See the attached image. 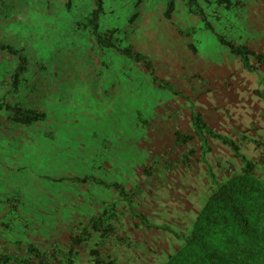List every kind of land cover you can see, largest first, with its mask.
I'll return each instance as SVG.
<instances>
[{
    "label": "rangeland",
    "instance_id": "374dc122",
    "mask_svg": "<svg viewBox=\"0 0 264 264\" xmlns=\"http://www.w3.org/2000/svg\"><path fill=\"white\" fill-rule=\"evenodd\" d=\"M6 1H4L5 4ZM22 1L27 5L31 4L30 0ZM49 1L51 5H54L52 10L57 13L55 19L61 25L62 31L65 32L62 41L68 40L70 43H75H71L70 46L67 44L65 48H62V46L53 50L55 58H53L52 62H54V66H48L47 64L29 66V73L35 76L33 79L35 82H32L31 85L33 88H37L29 100L34 103L40 99H44L46 103L47 101L51 102L52 98L50 97L54 92L57 95L56 97L60 98L57 100L59 107L47 108L43 127L39 131H35L33 128H30L31 132L27 131L22 124L9 121L7 118L0 121V129H2L4 137L7 139L4 142L8 149L18 154L17 149L32 150L37 148L27 155L28 158H31L30 163L32 165L22 164L19 159L12 157V153H8L9 157L5 158L6 161L0 162V170H7L8 177L17 181L16 185H19L28 194L34 191L36 194L34 198L37 202L33 203L34 213L43 212L47 208L39 202L46 186H43L41 192L37 189V183L45 180L38 172L34 173L37 171L36 168L39 166L40 171H45L43 173L47 174L49 171L46 170L49 167H54L59 160L63 161V159H59L60 153L57 152L58 154H55L53 148H48L46 144H41L42 138H44L42 135L45 132L46 141L54 144L59 150L62 149L64 151L67 148L69 151L67 158H71L74 163L79 162L80 155L85 158L82 148L90 143H99L103 149L124 148L128 144L133 145L135 140L140 137L144 146L150 149V144L153 141H160L162 149L158 152L163 155L168 154L170 157L173 156L171 158L177 167V175H175L176 172H173L174 178H171V185L160 189L157 194V198L162 203H164L163 197L171 198L167 202L166 207L160 206V211L165 216L166 210L173 209V212L176 213L185 209V214L193 216L197 213V209L202 206L207 194L204 191L207 190L204 182L211 184L212 180L204 169L200 173L201 171L193 168L190 174L189 170H186L188 166L182 167L181 164H178V159L180 158L181 160L185 149L182 150L180 146H176L178 141L175 139V133H187L185 130L190 126L187 117L192 109H195L194 103L196 105L197 95H201L204 92L208 93V91H213V94L210 96L211 99H205V103L211 100L212 103L210 104L215 105V112L220 113L222 119L218 123L215 122L217 120L212 118L208 120L207 113H204V119L211 123L213 128L210 124L209 126L222 139L238 144L240 147L234 148L231 146L230 148L228 144L224 145L221 142L218 145L216 142H219V140L216 137H210L209 142L212 152L210 149H205L204 155L200 153L196 155L202 161L200 163L201 168L204 165L208 167L203 161L204 159H208L214 154L217 155L218 152L224 157L221 162L227 166L234 164L239 159L236 156L238 151L247 159H252L253 156L258 158L264 156V59L251 55L246 56V50L241 46L242 54H238L240 57L237 56L236 61L231 64L225 63V65L217 68L203 62L202 67L197 68L194 62L195 56L189 47L190 39L193 38L194 42V36L190 34L193 32L190 26H194L192 20L198 21L203 15V11L200 12L199 10V15L192 14L189 16L184 11L185 3L182 2L183 5L178 3L176 11L179 12V14L177 13V22L175 26L166 27L160 20V10H157L161 2L154 3L158 0H110V3L106 2V5L114 7L113 11L107 9L106 14L108 15V25H114L120 30L119 34H116L121 39L120 46L127 47L131 43L135 46L136 51L145 53L152 62L154 75L159 79L170 82L176 89L181 91L182 95L174 96L167 89L157 87L158 90H154L156 85L153 77H146L145 73L142 74L139 62L134 60L131 62L126 56L125 58L120 57L118 52H108L106 56L104 47H98L95 43L96 40L88 39V28L76 23L75 19L77 16L73 12L64 13L63 8L59 7L64 0ZM40 3L43 5L44 1ZM203 3L207 8L206 10H208L209 7L206 0ZM72 4L79 5L76 7L78 11L86 5V14L94 7V5L90 6L88 0H72ZM151 5L152 7H150ZM216 8H218V5ZM66 16L68 18L65 19ZM149 18L151 19L149 20ZM161 19L164 20V17H161ZM208 19L213 20V17L210 16ZM255 20V18H251L246 24L248 33L245 37L249 41L248 45L254 48V52H257V54L262 53L264 56V24L260 21L256 23ZM79 21L84 24L86 20L81 18ZM235 22L238 23L240 30L245 29L241 18L239 20L234 19L230 25ZM104 26L101 27L105 30L106 22ZM33 30H35V27ZM39 31L41 36H45L48 33L51 34L53 38L49 37V41L54 39L52 28L50 31L47 29V33L43 30ZM216 40H219L217 36H215L214 41ZM53 45V43H48L44 46H49L48 49L51 51ZM32 46L27 47L31 57L32 55L40 57L43 51L48 50L40 48L43 46L42 42H35V46L40 48L38 50L32 49ZM92 47H98L99 49L91 50ZM207 67L208 70L210 68L214 72L209 70L207 73ZM227 70H230L231 75H225V79L227 80L228 78V81L231 82L227 86L221 87L219 74ZM207 76L212 81L207 82ZM201 85L204 86L203 89L200 88ZM134 88L138 89L139 92L136 93ZM230 91L232 96L228 97ZM151 96L155 102H152L153 107L150 108V106L146 105V101H150L149 98ZM173 98L177 103L176 109L174 106L167 107V103L171 102ZM27 99H25V102ZM161 99L163 100L159 102ZM179 100L185 101V105L179 104ZM158 104L159 106H157ZM161 107L162 109L160 110ZM34 108H37V106ZM149 109H154L157 112H153L151 119L154 122H151L149 128L150 137L146 138L147 135L141 136V126L139 127L137 123L140 120L139 118H144L146 114H149ZM153 134L157 138L151 140ZM28 142L31 143V146ZM200 142L201 140L196 139L193 145L198 147ZM5 144H2V148H6L4 147ZM40 144L44 147H40ZM216 158L220 157L217 155ZM191 163L199 167V164L194 159ZM2 166H5V169ZM3 171L0 172V175L6 177L7 175L5 176ZM205 177H209V179H205ZM176 178L177 182L180 183L179 187L172 183ZM72 181L78 185V181L74 177ZM2 183L3 181L1 180V187L4 189L10 187L7 183ZM39 185L41 186V183ZM186 185L189 187L186 188ZM62 189V187L54 186L53 190L57 191L54 196L57 199L59 198V193L63 192ZM172 192L176 195L173 196ZM183 197L185 198L183 199ZM63 201L65 202V200ZM108 203L106 201L100 204L98 209L102 210ZM51 204H54V201ZM26 212L27 216L24 218L26 222L21 220L19 224L17 220L16 225L21 227L22 231L27 230V236H25L27 241H33L37 244L41 242L39 239L48 240L50 238L51 240H48L50 243H60L59 240L68 237L70 224H65L67 222L65 210L60 212V214H56L53 222L47 221L45 223L40 222V220H32L33 215L29 214V212H32L31 207ZM12 214L10 217L13 216ZM34 215L39 217L38 214ZM148 216L150 221L154 223L159 220L157 218L152 219L150 215ZM171 217L174 219V214H171ZM124 219H122V223ZM30 220L33 222H30ZM169 220L172 221L171 219ZM23 222L29 224V226L25 227ZM176 229L178 231L182 230L181 226L173 228V230ZM12 231L0 228V244L3 243L4 245V242L7 241L4 238L5 236L11 237L9 239L11 244H9L7 249L16 248V243L12 239L17 237L12 234ZM121 233L122 231L119 232V234ZM154 233H152L154 239L149 238L150 236L138 238L134 234L132 236L134 242L131 245L128 241L126 243L115 242L111 237L107 238L105 243H107L108 248L124 250L119 251L117 255H120L119 257L122 256L123 259L125 258L123 261L126 264H135L132 262L137 261L139 258L142 259L145 253L152 254L148 248L153 245L155 248L154 257H160L169 249L168 239L164 238L169 235L165 231H161L162 241L159 239L160 236ZM172 237L173 246L170 245V247L173 248L181 242L175 236L172 235ZM100 243L102 244L103 242L100 241ZM69 244L70 239L68 240ZM86 246L93 247L95 243L89 242L82 245V247ZM126 256L130 258L129 263L126 260ZM165 256L166 254L164 253L158 259V263ZM145 262L143 261L142 263Z\"/></svg>",
    "mask_w": 264,
    "mask_h": 264
},
{
    "label": "trees",
    "instance_id": "16d2710c",
    "mask_svg": "<svg viewBox=\"0 0 264 264\" xmlns=\"http://www.w3.org/2000/svg\"><path fill=\"white\" fill-rule=\"evenodd\" d=\"M160 1L164 5V15L168 19H172L179 1L184 2L191 13L199 14V10L200 12L203 11L199 0ZM216 2L225 4L227 8L232 5L230 0H216ZM105 11V0H95L93 9L85 15L86 21L84 24L82 23L88 28V38L93 41L96 40L95 43L98 47L115 50L120 57L125 58L126 56L131 62L133 60L139 62L142 69L149 71L154 79V84L158 88L167 89L174 96L182 95L181 91L176 89L170 82L159 79L154 75L152 62L145 53L136 51L135 46L131 43L127 47L120 46L121 39L116 35L119 34L120 30L116 26L105 30L101 28V17ZM202 17L206 19L204 15ZM221 41L230 45L232 52L235 54H242L241 48L243 47L246 50V56L256 55L258 58L264 59L262 54H256L244 45H241L242 47L235 45L222 37ZM25 52L23 49H14V52H12L18 58L19 63L15 66L12 79L9 81L11 85L10 92L8 96L4 95L0 102V121L7 118L9 121L22 124L26 127L25 130H30L36 124L44 122L46 112L33 108L25 102V99H30L34 91L37 90L36 87L33 88L31 85L32 82H35L33 81L35 76L29 73V66L35 65L29 63ZM10 93H14L13 96H10ZM28 99L26 101H29ZM146 105L150 106V101H146ZM153 112L157 111L149 109V114H146V117L139 118L140 124L138 122L137 125L141 126V136L148 134L151 122H153V119H151ZM190 119L194 134L175 133L177 144L185 149V156L183 155L182 159L186 160L189 163L188 165H192L193 159L194 161H201L196 155L201 150H208L206 146H208L209 137H220L207 124L201 112L192 110ZM195 137L200 138L201 146L195 147L193 145L195 144L193 142ZM230 145L238 148L234 143H230ZM238 152L236 156L241 158L242 166L235 172L231 170V173L224 177H216V170H211V186L213 187L210 188L205 203L200 209H197V213L192 216L190 222H186L181 226L182 230L180 231L173 230L172 222L167 218L164 217L165 220L162 218L154 223L150 221L148 212H140L136 209L135 205L138 204L136 195L140 191V185L131 184L130 188H127L120 181H116L113 185L120 192V203L107 200V203H109L102 210H99V207L96 208L98 211L87 220L85 219V222L76 221L74 223L68 220L65 223L70 224L68 237L59 240L60 243H50L51 239L49 238V241L39 239L41 242L36 244L33 241H27V238H25L27 230L22 231L21 227L16 225L17 220L20 224L21 220L25 221L24 218L27 216L26 211L29 207L23 202L26 196L17 191L9 192L5 190L0 192V228L10 232L15 230L12 231V234L17 237L12 239L16 243V248L10 249H7V247L11 244L9 241L11 237H4L7 241L4 242V245L3 243L0 244V264H80L84 254L89 257L87 259L88 264H123L125 258L119 257L120 255H117L115 250H110V247L108 250L103 247H107V243H105L107 238L111 237L118 243L128 241L131 245L134 242L132 237L134 234L138 238H141V236L149 237V235L154 236L151 232L159 230H163L169 235L166 237L169 249L164 252L166 256L164 259L162 258L163 260L160 259V263H158V259L164 253L160 257L145 253L147 255L146 259H149L152 264H264V160L262 159V162L257 163ZM97 159L93 158L95 161ZM203 161L207 163L205 159ZM235 163L232 165L235 166ZM36 170L33 172L40 171L38 167ZM11 213H13L12 217H10ZM123 214L130 215L131 220L134 222V224L131 223L127 233L131 237L123 236L117 231L118 225L122 223ZM151 218H157V216L152 215ZM34 219L36 218L32 220ZM44 219L53 222L48 215ZM24 224L25 227L29 226V224ZM154 234L159 235V232ZM172 235L181 242L173 248L170 247L173 242ZM68 238L70 239L69 245ZM65 239L67 244L63 241ZM89 242H94L95 246L82 247V245ZM98 245H101L102 248ZM153 246L149 249H153ZM117 250L124 251L122 249ZM126 260L129 263V256H126ZM137 261L132 263L141 264L136 263Z\"/></svg>",
    "mask_w": 264,
    "mask_h": 264
},
{
    "label": "crops",
    "instance_id": "0c3cea01",
    "mask_svg": "<svg viewBox=\"0 0 264 264\" xmlns=\"http://www.w3.org/2000/svg\"><path fill=\"white\" fill-rule=\"evenodd\" d=\"M44 1L43 5H41L40 2ZM91 5H95V0H88ZM31 4H25L22 0H7L6 4L3 2L0 5V102L2 97L4 95L8 96L9 90L11 89V85L9 81L12 79V72L14 71L15 66L19 63L18 58L14 56L12 52H14V49H23L25 50L29 63L31 65H39L44 63L48 66L53 65L54 62H52L53 58H55V55L53 53V50H56L58 48H65V45L75 42H69L62 41V38L65 36V32L62 31L61 25L57 22L55 17L57 16V13L55 10H52L54 8V5H51L50 1L48 0H30ZM106 2L110 3V0H105V10L109 9L110 11H113L114 7L110 5H106ZM161 2L160 0L154 2L158 3ZM204 0H199L200 7H203V15L206 19H203V15L199 18V20L195 21L192 20V24L194 26L192 27V31L190 34L194 36V42L193 38L189 41V47L192 50V54L195 56L194 62L197 65V68H201L203 62L207 63L209 66H215L217 68H220L222 65L231 64L232 62L236 61L240 55L235 54L232 52V49L230 45H227L221 41V37L226 41H231L235 45H244L245 47L249 48L250 50L254 51V48L250 45H248L249 41L247 40V37L245 35L248 33V29L246 24L251 20V18H255V22L260 21L264 24V0H230L231 6L228 8L225 6V4H219L216 2V0H206V3L209 7L208 10L204 6ZM181 3L182 2H178ZM177 3V5H178ZM203 3V4H202ZM202 4V5H201ZM218 5V8L216 6ZM76 4H72V0H64L63 4L59 7L63 8L64 13H74L77 18L75 19L76 23L78 25H82V22L79 20L81 18H84L86 15L85 9L87 6L81 7L80 11L77 10ZM152 7V5L150 6ZM159 8L157 10L159 11L160 20L163 24H165L166 27L168 26H175V23L177 22V18L179 12L176 11L173 13L172 19H168L164 15V5L161 2L158 5ZM226 7V8H223ZM112 9V10H111ZM156 10V11H157ZM185 13L187 15H192L195 13H191L189 11V8L185 4ZM235 15L233 16V14ZM199 15V14H195ZM107 14L106 11L102 15L101 20V26H104L106 22V29L114 27V25H108L107 20ZM213 17V20H209L208 17ZM161 17H164V20L161 19ZM68 18V16L65 17V19ZM153 18V17H152ZM241 18L243 20V24L245 26V29L240 30L239 25L237 22H235L233 25H230V23L236 19L239 20ZM151 18H149L150 20ZM230 21V22H228ZM39 26V28H38ZM196 26V27H195ZM35 27V30H33ZM105 27V26H104ZM198 27V28H197ZM51 28L54 31V39L49 41V37H52L51 34H47L45 36H41V32L39 30H43L47 33V29L50 31ZM102 28V27H101ZM215 36L219 38V40L214 41ZM220 36V37H219ZM53 38V37H52ZM61 39V41H59ZM89 39V38H88ZM92 40V39H91ZM93 41V40H92ZM264 41V39H263ZM35 42H42L43 46L40 47L41 49H48L49 46H44L48 43H53V47H51V51L46 50L43 51L40 54V57L37 56H30L31 53L27 50V47L32 46V49H40L35 46ZM86 47V46H85ZM98 50L99 48L92 47L91 50ZM35 50V51H36ZM108 52L115 53L116 51L112 49H106L104 48V53L107 56ZM257 54V52H256ZM262 54V53H258ZM119 55V53H118ZM238 56V57H237ZM254 57H257L256 55H251ZM258 58V57H257ZM139 67L141 68L140 64ZM142 74L145 73L146 77L151 76L149 71L142 69ZM210 72L213 71L210 69ZM208 67H207V73H208ZM214 72V71H213ZM225 75H231L230 70H227L221 74H219V79L221 80V87L227 86L230 84V82L225 79ZM207 82L212 81L211 79H208V76L206 78ZM49 83V82H48ZM50 86V85H49ZM154 87V86H153ZM201 89L204 88L203 85L200 86ZM157 89V86L154 87V90ZM158 90V89H157ZM20 91V90H19ZM18 91V93H20ZM134 91L136 93L139 92L138 89L134 88ZM193 92V89H192ZM17 93V94H18ZM231 91L228 93V97H231ZM14 93H10V96H13ZM15 94V95H17ZM213 94V91H208V93H202L201 95H197V101L196 105L194 103L195 109L201 112L203 118L204 113L208 114V120L209 118H212L214 120H217L215 122H220L222 119V116L220 113L215 112V108L211 100H209L208 103H205V99H211L210 96ZM57 95L53 92L52 101H47V103L44 101V99H40L39 101L33 103L30 101H26V103H29V106L36 107V109L43 110L47 112V108H58L57 100L60 98L56 97ZM48 98V97H47ZM46 98V99H47ZM217 98V97H215ZM150 100V107H153V97L151 96L149 98ZM163 99L159 100L161 102ZM235 100V99H234ZM215 101V99H214ZM145 102V101H144ZM148 102V101H147ZM179 104L185 105V101L179 100ZM159 106V104L157 105ZM156 106V107H157ZM174 106V108H177V103L175 102V99L169 103H167V107ZM162 108V107H161ZM46 109V110H45ZM189 113L187 119L190 122V126L186 128L185 131L187 133L194 134V128L192 126V122L190 119ZM185 115L187 116V113L185 111ZM206 121L207 124L213 128L211 123ZM154 122V121H153ZM40 126V127H39ZM43 127V123L36 124L33 126V129L35 131H39ZM242 129V126H241ZM162 130V129H161ZM32 131V130H27ZM34 131V132H35ZM60 131V130H59ZM167 133V131H166ZM137 137L138 134L136 133ZM149 138V130L148 134H146ZM4 133L2 129H0V162L6 161V157L8 156V153H12V157L15 159H19V161L22 164L26 165H32L30 163L31 158H28V153L33 152L35 149L32 150H25L24 149H17V152H14L13 150H10L6 147V144L4 141H7V139L4 137ZM153 139L157 138L154 137V134L152 135ZM42 142L41 144H46L48 148H53L54 153L58 154L60 153V158L63 159L61 162L60 160L56 162V165L54 167H49L46 171L47 174H44L45 171H39L38 174L45 180L40 181L37 183V189L41 192L43 189V186H46L45 190L43 191L42 195L40 196L39 202L42 203L45 207H47L43 212H35V208L33 203H37L35 201L36 194L34 191L31 194H28L27 191L22 190V188L19 187L17 184V181L15 179H12L8 177L7 170L3 171L4 176L0 175V192L9 191H17L18 193L25 195L26 198H24L23 202L26 204L27 207L32 208L31 214L33 215V218H36L40 222L49 221V219H44L46 215L50 218L51 221H54L55 215L60 214V212L65 210L66 214V220H71V222H81L85 219L87 220L89 217H91L95 212L96 208L100 206V204H103L107 200H111L113 202L117 201L120 203L121 201V195L117 187H115L113 184H115L116 181H120L123 183L127 188H130L131 184H135V186L140 185V191L137 192V198L136 201L138 204L135 205V207L140 212H150V216H157V219H164L167 218L168 220L171 219L172 225L177 228L191 221L192 216L185 214L184 210H180L179 212L174 213L173 209L166 210L165 216L162 215V212L160 211L161 207H166L167 202L171 199L170 197H163L164 203H162L161 200L157 198V194L159 193L160 189L165 188L168 185H171V178H174L173 172H176L175 175H177V167L174 165V161L168 154H162L158 152L162 149L160 144H162L160 141H153L150 144V149H147L144 144L142 143L143 140L138 137L137 140H135V143L133 145L128 144L126 147H118L115 149L108 150L107 148L103 149L102 145L99 143H90L89 145L82 148V151L84 153V156H79V159L77 163H74L71 158H67V153L69 152L68 149H64V151L61 149L59 150L58 147H56L54 144H50L45 139V132L42 135ZM144 137V136H143ZM196 139H199V137H195L193 142L196 141ZM210 140V137L208 138ZM147 140V139H144ZM150 140V141H151ZM208 140V149L212 152V147L210 146V142ZM219 142H221L224 145H229L231 148L230 143L228 141L222 139L221 137L217 138ZM34 141V140H33ZM7 143V142H6ZM29 143V142H28ZM249 143V142H248ZM247 143V144H248ZM2 144H5L2 148ZM31 146V143H29ZM40 144V147H44ZM239 148L238 144H236ZM120 146H122L120 144ZM176 146H180L179 144H176ZM201 146V144L199 145ZM202 148V147H201ZM184 148H182L183 150ZM58 152V153H57ZM200 154L204 155L205 151L201 150L199 152ZM198 153V155H199ZM185 154V152L182 153V156ZM214 154V153H213ZM230 154V153H229ZM219 156L220 158H216V156ZM217 155H213L209 157L208 159H205L207 161V166L205 165L201 168L200 163L202 161H196L197 164H199V167H196V165H188L186 160H183L181 158L178 159V164H181L182 167L188 166L186 170H189V173L191 174V171L193 168L201 171L202 169L207 172V175L211 176L212 171L216 170V177H224L228 175L229 173L237 171L241 166V158H239L235 166L232 164L227 166L226 164H223L222 158L223 155L221 153H217ZM185 156V155H184ZM179 157V156H178ZM181 157V156H180ZM21 158V159H20ZM93 158H98L96 161L93 160ZM264 160V156L262 158H258L256 156L252 157V160H255L257 163L261 160ZM219 160V161H217ZM262 160V161H263ZM261 161V162H262ZM209 162V163H208ZM3 168L5 166H2ZM40 169V167L38 166ZM5 169V168H4ZM51 172V173H50ZM220 172V173H218ZM43 173V175H42ZM264 174V173H263ZM264 176V175H263ZM77 179L78 185L75 184L74 181H72V178ZM205 179H209V177H205ZM1 180L3 183H7L10 187L3 188L1 187ZM16 182V183H15ZM132 182V183H128ZM2 183V184H3ZM41 183V186L39 185ZM172 183H175L176 187L180 186V183L177 182V178L174 179ZM204 185H206L207 190H204L207 194L206 197L203 200L202 205L205 203V200L207 199V196L210 193V190L213 186L209 184L208 182H204ZM54 186L62 187L63 192L59 193V198L57 199L54 195L57 194V191H54ZM189 187L186 185V188ZM18 188V190H16ZM211 188V189H210ZM4 190V191H2ZM107 192V193H106ZM173 193V192H172ZM41 194V193H40ZM171 195V193H170ZM176 194L173 193V196ZM171 196V197H173ZM183 196V195H182ZM185 196V195H184ZM62 197V198H60ZM96 197V198H93ZM64 198V199H63ZM185 197H183L184 199ZM57 199V200H56ZM33 200V201H32ZM65 200V202L63 201ZM54 201V204H51ZM66 204V205H65ZM25 206V207H26ZM188 209V208H187ZM200 209V208H198ZM171 214H174V219L171 217ZM135 215V214H133ZM124 219L123 223H120L117 227L118 233L122 231L123 236L127 235L130 225L133 222L131 220L130 215H122ZM34 219V221H36ZM138 220V219H137ZM131 221V222H130ZM33 222V221H32ZM134 224V222L132 223ZM179 224V225H178ZM161 231H155L156 233L159 232L160 238L162 237ZM153 232H151L152 234ZM63 239V238H62ZM65 244H67V240H63ZM101 246V245H99ZM102 247V246H101ZM105 248V246H103ZM109 249V248H107ZM110 250H115L116 253L119 251L117 249H112L110 247ZM88 255L84 254V258L80 260V264H88Z\"/></svg>",
    "mask_w": 264,
    "mask_h": 264
},
{
    "label": "clouds",
    "instance_id": "9594fccd",
    "mask_svg": "<svg viewBox=\"0 0 264 264\" xmlns=\"http://www.w3.org/2000/svg\"><path fill=\"white\" fill-rule=\"evenodd\" d=\"M150 236V235H149ZM160 236V235H159ZM167 237V236H166ZM166 237H164V238H166ZM149 238H151V239H154V236H150ZM160 240H162L163 241V239L162 238H159ZM106 249H107V247H105ZM149 249V248H148ZM150 251H151V253L152 254H147V255H153L154 253H155V248L153 247V249H149ZM145 252H147V250H145ZM112 254V253H111ZM143 261H146L145 263H142ZM141 262V264H152L151 262H150V260L149 259H146V257H145V255H143V258L141 259V258H139L138 259V261H137V263H140ZM123 264H126V262L124 261V263Z\"/></svg>",
    "mask_w": 264,
    "mask_h": 264
},
{
    "label": "built area",
    "instance_id": "2783aa9c",
    "mask_svg": "<svg viewBox=\"0 0 264 264\" xmlns=\"http://www.w3.org/2000/svg\"><path fill=\"white\" fill-rule=\"evenodd\" d=\"M5 0H0V5L4 2Z\"/></svg>",
    "mask_w": 264,
    "mask_h": 264
},
{
    "label": "water",
    "instance_id": "95a60500",
    "mask_svg": "<svg viewBox=\"0 0 264 264\" xmlns=\"http://www.w3.org/2000/svg\"><path fill=\"white\" fill-rule=\"evenodd\" d=\"M29 100V99H28ZM30 101V100H29ZM31 102V101H30Z\"/></svg>",
    "mask_w": 264,
    "mask_h": 264
},
{
    "label": "flooded vegetation",
    "instance_id": "af4514ba",
    "mask_svg": "<svg viewBox=\"0 0 264 264\" xmlns=\"http://www.w3.org/2000/svg\"><path fill=\"white\" fill-rule=\"evenodd\" d=\"M167 233V232H166Z\"/></svg>",
    "mask_w": 264,
    "mask_h": 264
}]
</instances>
